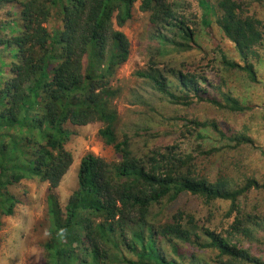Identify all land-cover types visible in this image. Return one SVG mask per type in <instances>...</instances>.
<instances>
[{"label": "trees", "instance_id": "trees-1", "mask_svg": "<svg viewBox=\"0 0 264 264\" xmlns=\"http://www.w3.org/2000/svg\"><path fill=\"white\" fill-rule=\"evenodd\" d=\"M136 4L158 29L150 38L157 56L136 74L149 97L184 108L209 103L229 112L247 110L228 94L221 93L223 104L211 97L206 76L189 62L157 68L166 62L165 44L181 54L195 42L198 18L186 0H0V227L20 204L10 192L13 185L38 180L58 188L73 163L67 148L73 129L100 123L97 136L117 161L87 154L65 206L47 196L44 264H264L243 246L264 235V214L241 207V199L264 188V182L200 171L204 161L178 144L156 146L154 134L120 135L116 128L113 103L120 89L113 80L129 58L130 43L114 25L122 28L133 19ZM247 7L240 0H216L207 9L217 14L220 32L238 58L229 59L219 48L224 69L256 82L253 59L264 28L257 17L246 15ZM55 14L60 24L50 31ZM205 19L210 21L208 13ZM203 128L235 147L251 144L244 136H228L214 122L185 125L197 139L203 138L197 133ZM186 194L203 208L221 201L227 210L219 222L185 208L172 210Z\"/></svg>", "mask_w": 264, "mask_h": 264}, {"label": "rangeland", "instance_id": "rangeland-1", "mask_svg": "<svg viewBox=\"0 0 264 264\" xmlns=\"http://www.w3.org/2000/svg\"><path fill=\"white\" fill-rule=\"evenodd\" d=\"M186 1L190 3L192 12L198 18L195 42H192L188 52L181 54L165 44L163 53L166 62L157 64V68L168 70L167 65L171 64L176 69L180 64L189 62L197 67L199 74L206 76V84L211 85L207 87L211 97H215L223 104L222 94H228L247 110L243 113L229 112L209 103L194 104L184 108L165 100L161 101L156 95L149 97V90L145 89L143 81L139 80L136 74L146 70L149 60L157 56V44L150 38L156 35L158 29L153 28L147 14L138 11L136 4L133 19L127 21L122 28L114 25V30L121 31L130 43L129 58L118 69L113 80V86L120 89V94L113 103L119 117L116 128L120 135L139 133L146 137L154 134L156 138L152 141L156 146L178 144L184 153H193L204 161L200 171L209 169L216 174L227 172L225 174L237 181L255 178L262 184L264 182V38L257 50L258 59H253L257 81L250 82L244 73L238 70L228 71L223 67L219 48H225L229 59L234 58L237 61L238 58L233 53L231 44L220 32L216 23L217 14L207 9V7L212 9L216 0H205L207 7L201 0ZM240 1L244 6H248L246 15L257 17L263 22L264 28V0ZM207 13L210 15V21L205 19ZM204 22L210 27L207 28ZM59 24L58 16L55 14L47 27L53 31ZM202 86L206 88L205 85ZM137 94L143 99L138 100ZM193 120L214 122L228 136H231L229 134L244 136L251 140V144L235 147L234 142L221 140L211 128L199 129L197 133L203 138L197 139L195 134H188L185 129L188 121ZM100 129V123L73 129L75 134L67 144L68 150L73 155V163L58 188L52 190L47 184L34 180L13 185L10 189V192L20 200V204L15 214L5 219L0 227V264H44L42 243L47 238L48 232L47 196L51 193L62 208L65 206L69 196L77 188V168L85 155L92 154L108 162L117 161L112 149L105 146L97 136ZM211 149H218V152L210 156L199 154V151ZM179 207L199 212L203 217L213 216L215 222H219L228 204L217 201L210 209L203 208L195 198L186 194L171 208L173 210ZM241 207L246 211L264 214V188L253 190L242 198ZM202 223L205 224V220ZM243 246L264 260V235L259 236V241L245 242Z\"/></svg>", "mask_w": 264, "mask_h": 264}]
</instances>
